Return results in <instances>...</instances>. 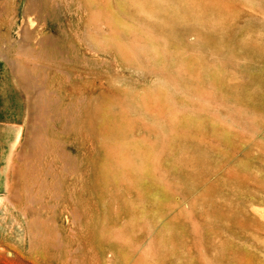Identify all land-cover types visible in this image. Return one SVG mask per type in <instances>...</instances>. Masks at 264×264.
Returning a JSON list of instances; mask_svg holds the SVG:
<instances>
[{"label": "rangeland", "instance_id": "obj_1", "mask_svg": "<svg viewBox=\"0 0 264 264\" xmlns=\"http://www.w3.org/2000/svg\"><path fill=\"white\" fill-rule=\"evenodd\" d=\"M0 264H264V0H0Z\"/></svg>", "mask_w": 264, "mask_h": 264}]
</instances>
